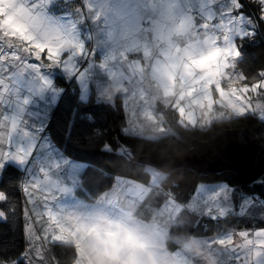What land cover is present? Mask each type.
Segmentation results:
<instances>
[{
	"label": "snow or ice",
	"instance_id": "obj_1",
	"mask_svg": "<svg viewBox=\"0 0 264 264\" xmlns=\"http://www.w3.org/2000/svg\"><path fill=\"white\" fill-rule=\"evenodd\" d=\"M15 3L25 13L16 25L25 34L14 35L0 27V183H4L13 166L22 168L29 176L19 185L25 205L26 246L22 252L11 254L6 245H0V264H59L58 257L49 253L61 246L76 253L75 264H101L103 257L84 251L89 245L77 248L80 241L70 240L63 233L70 227L86 228L101 244L104 237L115 233L132 235L119 224L114 225L102 212L52 211L56 193L67 191L55 178L63 162L52 161L34 172L30 170L37 150L51 149L43 138L45 125L39 123L29 129L19 114L21 101L17 89L29 78H33L38 95L48 94L56 101L64 91L55 85L56 75L76 80L84 93L93 68L98 67L106 77L104 94L110 100L123 102L126 131L142 130L145 120L161 124L164 114L155 111L157 101L183 127H205L247 115L264 121V68L252 76L242 70L238 43L255 37L259 22H264V0H249L256 7L258 20L243 10L246 5L242 0H201L196 12L189 5L179 23L169 30L166 49L155 55L153 47L160 40L156 21L137 30L132 42L125 43L118 53L109 50L101 55L99 44H93V35L79 30L89 24L96 26L101 17L86 0H80L79 4H73L72 0H15ZM58 3L63 5L58 9L60 15L49 16L48 13L55 14L51 9ZM61 17L68 18L65 31L61 30L65 26L58 23ZM53 20L57 23H51ZM161 57L165 63L186 61L185 68L189 64L199 67L213 59L215 64L209 71L193 73L190 79L182 81L177 93L161 75ZM42 116L43 112L38 118ZM10 186L0 187V221L4 222L17 212V204L8 193ZM153 194L154 189L147 181L117 180L101 200L118 207L120 201L135 205ZM184 203L175 191H165L155 202L154 216L160 214L174 220L183 211ZM197 204L202 215L213 220L225 218L232 210L230 189L218 188ZM160 247L163 264H194L196 259H203L205 264H264V227L231 229L213 238L188 236L182 243L177 241L175 249Z\"/></svg>",
	"mask_w": 264,
	"mask_h": 264
},
{
	"label": "trees",
	"instance_id": "obj_2",
	"mask_svg": "<svg viewBox=\"0 0 264 264\" xmlns=\"http://www.w3.org/2000/svg\"><path fill=\"white\" fill-rule=\"evenodd\" d=\"M72 3L77 4V1L72 0ZM242 3L246 5L243 10L253 16L254 20H258L255 5H250L249 0H242ZM238 43L243 57L242 70L252 76L257 70L264 68V22H259L254 38H248ZM55 82L62 86L64 92L53 113L54 119L48 125V131L52 138L63 145L71 155L86 163L81 176L83 191L80 192V196L88 201L94 200L109 189L116 177L150 183L151 174L148 168L151 167L130 161L124 155L125 150H132L135 156H147L171 162L176 155L189 148V138L208 141L221 131L244 128L251 131L264 147V123L252 115L213 122L204 128H181L173 124L175 126L171 125L175 130L173 134H166L157 139L125 134L123 132L126 124L125 114L120 105L99 102L98 100L101 99H97L93 94L87 99L88 101L80 102L76 87L67 85L59 76L56 77ZM165 109L162 110V113L169 122L175 117L168 109H166L168 111ZM157 110H159L158 107ZM164 124L167 125V123ZM67 134L74 136L77 140L71 141ZM151 170L156 169L151 168ZM157 174L161 176V179L158 181L157 187H153L154 194L144 202H139L138 207L132 213L133 218L139 223L150 222L154 214L155 202L165 191H175L186 205L191 199L198 181L225 182L229 186L231 199L235 206L245 196L255 200L260 199L264 203V175L260 178L262 179L261 183L255 182L248 187H243L232 174L230 175L231 179L235 181L230 178L224 179L221 176H200L183 169L168 174L157 171ZM177 176H186L187 180H178ZM21 183L22 172L15 166L10 168L4 183H0V187L5 184L11 185L8 187V193L13 202L17 204L15 217L10 218L7 222L0 221V245H6L11 254L22 252L26 246L23 236L24 203L19 187ZM246 223L243 218H238L233 214H229L225 219L215 221L183 209L170 226L166 247L168 249L177 247V244L171 241V238L176 236L181 238L188 236L210 237L218 230L231 229L233 226L237 227V230L243 229ZM251 225L248 224V226ZM49 255H56L59 264H72L76 253L68 246H61Z\"/></svg>",
	"mask_w": 264,
	"mask_h": 264
},
{
	"label": "rangeland",
	"instance_id": "obj_3",
	"mask_svg": "<svg viewBox=\"0 0 264 264\" xmlns=\"http://www.w3.org/2000/svg\"><path fill=\"white\" fill-rule=\"evenodd\" d=\"M103 1H112V0H98V2ZM141 1L142 0H135ZM146 6V10H139L141 16L145 18L148 16V12L151 14H157V10L154 4L157 2L156 0H143ZM179 10L177 18H173L170 21H162L158 17L149 16L146 18L145 26H149L152 21H156L157 35L160 37L159 43L153 47V53L159 50L166 49L167 45L165 41L168 38L169 30L174 28L176 24L179 23L180 17L183 13L187 12L188 6L191 5L193 7V11L196 12L199 10V4L201 0H179ZM171 0H168L166 6H170ZM184 3V4H183ZM60 5V4H59ZM102 6V5H101ZM105 8L107 5H105ZM58 11V9H57ZM103 12V10H100ZM25 13L23 9L19 8L15 3V0H0V27H4L9 29L14 35H24L19 27H17V23L24 17ZM49 16H59L60 14L48 13ZM51 23H57L53 20ZM60 25H64L65 28H62V31L66 30V26L68 24L67 17H61L58 22ZM80 32L91 33L95 38L98 39V42L93 40V44L98 43V53L104 54L109 50H114L117 53L121 50L122 46L125 43H131L133 40L134 34H128V32H118L116 35L111 34V29L108 27L106 23L100 25L95 29L91 24L88 25L87 28L81 27ZM179 56L180 54H174ZM101 59L98 55L97 60ZM160 69L162 76H165L169 81V87L173 88L177 93L181 91V83L186 79H190L193 73L197 75L201 71H209L210 68L215 64V60L205 61L203 65L197 67L196 65L189 64L187 68H185L186 61H177L175 63H165L163 58L161 57ZM63 79L67 85H72V87H76L78 91V97L80 102L88 101L87 99L91 94L98 100L99 102L106 101L111 105H120L123 113H126L122 107V100L115 99L110 100L103 92V85L105 84L106 77L104 73L97 67L93 68L92 76L87 81L88 89L87 92L82 93L81 86L76 82V80H69L63 76V74H58ZM55 77V79H56ZM33 78H29L28 81H25L22 86H18L17 89V97L20 99L21 103L18 106L20 117L25 121V126L29 129L32 128L33 125L43 123L45 125L43 138L47 141V145L50 146V151L47 147L40 148L35 153V158L32 162L31 171L34 172L38 167L48 164L52 161H62L63 165L56 173L55 178L67 189V191L63 193H56L57 199L51 203V209L53 212L59 211L63 209L66 212H79V213H91V212H102L103 215L106 216L108 220H110L114 225L119 224L122 228L127 229L132 235L130 237H125L124 233H115L111 236L104 237L105 242L103 244L97 241V238L94 234L89 233L87 229L77 230L74 227H70L66 233V235L70 240L80 241L76 247L81 248L84 245H89L88 247H84V251L89 252L92 255L99 254L103 257L101 264H119L123 262L125 257L131 256L128 261H125L124 264H163L161 260L162 248L161 245H166V241L169 236L170 226L174 223L176 219H172L169 216H161L160 214H156L151 217V220L147 224L137 222L133 216V211L138 207V203L135 205H130L127 201H120L118 207H113L111 205H107L101 197L112 188L113 184L117 180H130L124 177H116L112 186L101 193L94 200H85L80 196V192L83 191V187L81 185V176L86 166V163L80 159L75 158L68 152L65 147L59 143H57L48 131V125L54 119L53 113L57 104L60 101V94L56 101L51 99V96L48 94L38 95L35 89V85L32 82ZM55 85L58 88H62L59 83L54 81ZM64 90V89H63ZM64 92V91H63ZM151 95V93H149ZM81 95L84 96V99H81ZM96 99V100H97ZM103 99V100H102ZM27 100V103L24 101ZM157 107L159 110H157ZM164 105L157 101L155 111L158 113H162L164 109ZM219 110V109H218ZM165 111H168L165 109ZM43 112V116L38 118V115ZM165 116V115H164ZM263 122L262 120L258 119ZM164 123H167L164 124ZM144 127L142 130H137L136 132L128 130L126 131V124L124 126L123 132L125 134L141 136L148 139H157L166 134H173L175 130L171 125L179 126L183 128L180 124L176 123V118L167 122V118L164 117V120L159 125H154L150 121H143ZM173 125V126H174ZM174 126V127H175ZM198 128H204L199 127ZM207 127V126H205ZM163 130H159V129ZM193 128V127H186ZM68 138L71 141H76L77 138L67 134ZM80 141V140H78ZM104 145V144H99ZM105 147V146H104ZM102 147V148H104ZM107 148V147H106ZM22 172V182L29 178V176L24 172L22 168H18ZM151 174L150 184L152 187H157L158 181L161 179V176L157 174L156 170H151L148 168ZM231 174L223 173L222 175L213 174L210 175L212 177L221 176L224 179H231ZM209 176V175H208ZM178 180L186 181V176H177ZM236 178V177H235ZM232 180V179H231ZM235 181V180H232ZM256 182L261 183L262 179H258ZM22 184V183H21ZM229 186L225 182H214V183H206L203 181H198L195 191L192 194L189 202L192 203L191 206L187 203L183 205V209H187L199 215H202V208L197 204L201 199H208L209 194L212 191L217 190L221 187ZM201 189L200 193H197V190ZM159 192V191H157ZM23 196V195H22ZM24 203V197H23ZM230 203L232 205V210L230 214L235 215L238 218H243L247 223L243 227V229H254L264 227V203L262 200H255L252 197L245 196L240 199L238 205L235 206L234 201L231 199V191H230ZM77 206H80L79 208ZM25 207V205H24ZM241 208H245V211L242 213ZM229 215V214H228ZM227 215V216H228ZM205 217H209L203 215ZM226 216V217H227ZM225 217V218H226ZM211 218V217H209ZM221 218V219H225ZM212 219V218H211ZM216 219V220H221ZM215 220V221H216ZM248 224H252L248 226ZM231 229H238L233 226ZM231 229H221L218 230L214 235L207 237L213 238L217 234L223 235L226 231ZM240 230V229H239ZM103 237V233H101ZM185 238H181L179 236L171 238L172 242L177 244V241L183 242ZM143 245V246H141ZM129 250V252H128ZM152 254L151 259L149 258V254ZM72 264H75V259L72 261ZM194 264H205L203 259H196Z\"/></svg>",
	"mask_w": 264,
	"mask_h": 264
},
{
	"label": "water",
	"instance_id": "obj_4",
	"mask_svg": "<svg viewBox=\"0 0 264 264\" xmlns=\"http://www.w3.org/2000/svg\"><path fill=\"white\" fill-rule=\"evenodd\" d=\"M189 148L165 162L147 156H135L132 150L124 155L132 162L168 174L183 169L196 175H234L243 187L255 183L264 175V147L248 129L224 130L208 141L188 139Z\"/></svg>",
	"mask_w": 264,
	"mask_h": 264
},
{
	"label": "crops",
	"instance_id": "obj_5",
	"mask_svg": "<svg viewBox=\"0 0 264 264\" xmlns=\"http://www.w3.org/2000/svg\"><path fill=\"white\" fill-rule=\"evenodd\" d=\"M77 4L80 3V0H76ZM157 2L154 4L157 14H151L148 12V16L158 17L162 21H170L173 18H177L180 13L179 10V0H171L170 6H166L168 0H156ZM87 3L91 4L94 12L101 13L100 20L95 27V29L100 27L101 24L106 23L108 27L111 29V34L116 35L118 32H128V34H134L137 30L144 28L146 18L141 16L139 10H146V6L144 1H135V0H112V1H103L98 2V0H86ZM105 5L107 7L105 8ZM173 4H176L178 7H172ZM184 4V3H183ZM59 3L51 9L55 14L58 13L57 7ZM102 5V6H101ZM95 42H98V39H94ZM103 100V99H102ZM104 101V100H103ZM106 102V101H104ZM129 252V250H128ZM131 256L125 257L123 262L119 264H124L125 261H128Z\"/></svg>",
	"mask_w": 264,
	"mask_h": 264
},
{
	"label": "built area",
	"instance_id": "obj_6",
	"mask_svg": "<svg viewBox=\"0 0 264 264\" xmlns=\"http://www.w3.org/2000/svg\"><path fill=\"white\" fill-rule=\"evenodd\" d=\"M61 7H63V5H62V4L58 5L57 9H59V8H61Z\"/></svg>",
	"mask_w": 264,
	"mask_h": 264
},
{
	"label": "bare ground",
	"instance_id": "obj_7",
	"mask_svg": "<svg viewBox=\"0 0 264 264\" xmlns=\"http://www.w3.org/2000/svg\"><path fill=\"white\" fill-rule=\"evenodd\" d=\"M231 174V173H230Z\"/></svg>",
	"mask_w": 264,
	"mask_h": 264
}]
</instances>
